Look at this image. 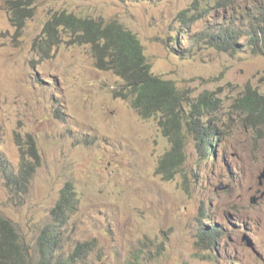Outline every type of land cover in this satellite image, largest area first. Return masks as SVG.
<instances>
[{
  "label": "rangeland",
  "instance_id": "374dc122",
  "mask_svg": "<svg viewBox=\"0 0 264 264\" xmlns=\"http://www.w3.org/2000/svg\"><path fill=\"white\" fill-rule=\"evenodd\" d=\"M262 6L264 0H31L33 16L17 32L0 0V152L17 170L18 143L28 134L39 150L26 193L10 191L0 175V213L31 243L71 182L77 203L63 252L91 245L73 264H264V126L245 125L233 107L246 85L264 89V55L247 45L231 53L210 40L229 22H244L246 12L261 20ZM185 9L194 25L180 23ZM61 12L122 24L143 45L153 74L171 80L187 101L213 97L220 133L209 154L189 136L183 165L163 179L156 169L170 144L157 116L141 118L120 94V78L95 66L91 46L72 43L60 27L50 56L41 55L45 23ZM206 232L218 233L214 246Z\"/></svg>",
  "mask_w": 264,
  "mask_h": 264
},
{
  "label": "trees",
  "instance_id": "16d2710c",
  "mask_svg": "<svg viewBox=\"0 0 264 264\" xmlns=\"http://www.w3.org/2000/svg\"><path fill=\"white\" fill-rule=\"evenodd\" d=\"M5 1L10 20L19 32L33 16L31 0ZM260 13L261 20L254 21L259 25L248 29L238 25L225 26L211 36L212 45L230 50L231 53L247 45L251 53L264 55V6ZM178 18L185 20L181 23L187 22L190 25H194L196 20L186 9L178 14ZM60 27L68 28L72 43L91 46L98 69L112 71L120 78L123 84L120 94L130 99L132 107L141 118L157 116L161 133L170 144L159 159L156 169L163 179L174 178L183 165L186 159V139L189 136L195 141L197 149L209 154L212 145L219 140L220 133L219 121L214 114L217 103L213 97L200 94L194 102L187 101L171 80L153 74L137 36L117 22H97L66 12L55 14L45 23L44 38L38 44L44 58H48L52 48L58 44ZM243 36L246 41L240 44L239 40ZM188 42L194 46L199 42L198 34L189 38ZM182 52L188 51L182 49ZM235 99L233 107L241 114L245 125L252 129L264 126V89L248 84L243 94ZM18 146L22 157L18 169L14 170L4 153L0 152V175L6 180L10 191L26 193L31 174L39 165V150L35 139L29 134ZM76 198L73 184H64L51 210L50 222L31 243L25 241L15 224L0 213V264H73L81 260L91 246L89 241L79 242L71 251L63 252L68 212L75 209ZM202 234L210 245L216 244L218 233ZM139 257L140 253L137 252L132 259L136 262Z\"/></svg>",
  "mask_w": 264,
  "mask_h": 264
},
{
  "label": "clouds",
  "instance_id": "9594fccd",
  "mask_svg": "<svg viewBox=\"0 0 264 264\" xmlns=\"http://www.w3.org/2000/svg\"><path fill=\"white\" fill-rule=\"evenodd\" d=\"M243 20H244V22H242V23H238V24H236L235 22H230V23H228V25L227 26H231V27H235L234 25H238V26H241L243 29H248L250 26H257V25H259V23H255L254 21H250L249 20V14L246 12L244 15H243ZM181 23V22H180ZM234 23V24H233ZM224 28V27H223ZM222 29V28H221ZM220 30V29H219ZM218 30V31H219ZM217 31V32H218ZM216 32V33H217ZM244 39L246 40V37L244 36ZM254 200V201H253ZM256 201V199H252V202H255Z\"/></svg>",
  "mask_w": 264,
  "mask_h": 264
},
{
  "label": "water",
  "instance_id": "95a60500",
  "mask_svg": "<svg viewBox=\"0 0 264 264\" xmlns=\"http://www.w3.org/2000/svg\"><path fill=\"white\" fill-rule=\"evenodd\" d=\"M264 176V168H263V171L262 173L260 174V177H263ZM225 186H222V185H219L217 188L218 189H223ZM254 201V200H253Z\"/></svg>",
  "mask_w": 264,
  "mask_h": 264
}]
</instances>
